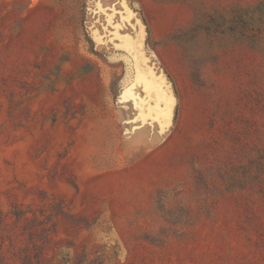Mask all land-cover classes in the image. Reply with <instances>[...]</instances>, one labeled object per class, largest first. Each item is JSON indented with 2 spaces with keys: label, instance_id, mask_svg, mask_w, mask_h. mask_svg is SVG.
I'll list each match as a JSON object with an SVG mask.
<instances>
[{
  "label": "rangeland",
  "instance_id": "374dc122",
  "mask_svg": "<svg viewBox=\"0 0 264 264\" xmlns=\"http://www.w3.org/2000/svg\"><path fill=\"white\" fill-rule=\"evenodd\" d=\"M0 264H264V0H0Z\"/></svg>",
  "mask_w": 264,
  "mask_h": 264
}]
</instances>
